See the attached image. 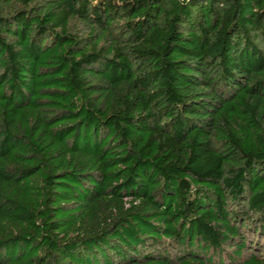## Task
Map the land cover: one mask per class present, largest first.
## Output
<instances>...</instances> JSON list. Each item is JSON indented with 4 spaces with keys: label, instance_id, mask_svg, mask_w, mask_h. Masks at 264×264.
Segmentation results:
<instances>
[{
    "label": "trees",
    "instance_id": "1",
    "mask_svg": "<svg viewBox=\"0 0 264 264\" xmlns=\"http://www.w3.org/2000/svg\"><path fill=\"white\" fill-rule=\"evenodd\" d=\"M0 264H264V0H0Z\"/></svg>",
    "mask_w": 264,
    "mask_h": 264
}]
</instances>
